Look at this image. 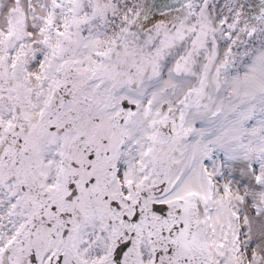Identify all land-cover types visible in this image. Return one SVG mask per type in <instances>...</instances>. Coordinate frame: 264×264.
Here are the masks:
<instances>
[{
    "label": "snow or ice",
    "instance_id": "snow-or-ice-1",
    "mask_svg": "<svg viewBox=\"0 0 264 264\" xmlns=\"http://www.w3.org/2000/svg\"><path fill=\"white\" fill-rule=\"evenodd\" d=\"M0 264H264V0H0Z\"/></svg>",
    "mask_w": 264,
    "mask_h": 264
}]
</instances>
